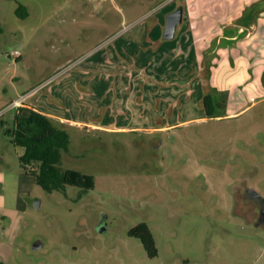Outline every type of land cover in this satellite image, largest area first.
<instances>
[{"label":"rangeland","instance_id":"1","mask_svg":"<svg viewBox=\"0 0 264 264\" xmlns=\"http://www.w3.org/2000/svg\"><path fill=\"white\" fill-rule=\"evenodd\" d=\"M125 1L0 0V264H264V226L254 225V202L243 200L247 188L264 199V42L241 37L215 47L211 36L229 26L221 0ZM182 2L184 21L164 41L171 45L160 52L152 41L138 51ZM117 20L120 36H133L128 53L95 45ZM210 77L220 87L211 89L214 118L190 121L204 114L197 101ZM116 81L132 83L130 91L115 95ZM187 81L194 94L156 102L161 87L173 99L168 88ZM18 100L65 119L87 103L98 120L160 112L170 123L190 122L156 135L66 127L70 146L57 167L93 175L95 186L48 193L22 173L24 149L6 135ZM140 223L154 236L155 258L128 235Z\"/></svg>","mask_w":264,"mask_h":264},{"label":"crops","instance_id":"2","mask_svg":"<svg viewBox=\"0 0 264 264\" xmlns=\"http://www.w3.org/2000/svg\"><path fill=\"white\" fill-rule=\"evenodd\" d=\"M126 1L128 2L129 0H126ZM221 1L225 3L224 10L226 12L225 14L226 23L229 26L225 28V30L223 29L218 30L221 32L213 33V35L211 36V40L215 47L222 48V47L229 46L228 44L231 41L236 42L241 37H242L241 40L242 39L249 40L250 38L258 36L260 37V40L264 42V0H221ZM150 3H143V4L145 5V7L146 6L149 7ZM129 7L130 6H126V8H129ZM179 7L183 8V21H184L185 2H182L181 4H179ZM229 8H231L232 11ZM245 9L247 10L245 11ZM203 14L205 13H202L201 15H199V17L201 16L204 17L205 15ZM77 21L78 20L76 19L73 20L74 23H76ZM117 21H113V25H114L113 35L105 34L104 36H101L98 40H96L95 45L97 47L100 46L104 48V47L109 46L110 43L112 44L114 43L113 45L110 46V52L116 51L117 53L119 50L120 51L122 50L128 53L129 49L133 50L134 48V40L132 38L133 36H127V34H123L122 36H120V31H122L124 28H121L119 26L121 24H119V21L118 22ZM124 22L125 20L123 19L121 23L124 24ZM108 23H105L104 26L106 25L112 26L111 23L109 24ZM182 23L177 27V29L182 25ZM88 24H89L88 22L85 23V25H88ZM164 29H165V25L162 28L163 32H159L157 35L149 34L148 36H146L145 44L136 45L138 51H141L143 49L149 50L150 42L153 41V47L158 46L160 52H164L167 49V47H169V45H171L172 43L171 42L169 44H164L165 43L164 41L171 40V39L164 38ZM175 36L176 35H174V37ZM112 37L114 38L113 40H112ZM174 37L172 39H174ZM165 69L166 68L164 66L157 68L159 73H165ZM215 71L216 70H214L213 72ZM184 72L185 73L196 72V69L194 67H189V69L185 70ZM213 81L214 79L210 77L209 82L211 83V85H208L207 83L203 82L201 86L202 87L201 95L199 96V92L197 93V96H199L197 102H200V103L202 102L203 106H204L203 100L206 95L211 96L213 104L215 106V101H214V98L212 97L211 89L214 88V90L215 89L220 90V87H218V85L217 87H215L216 85L213 83ZM187 83L188 81L185 84ZM158 84L166 86V84L162 83L159 80H158ZM73 85H71V87L75 88ZM131 85L132 83H123L119 81L110 82V87L112 90L115 91V95L117 94V92H120L121 89L122 90L124 89V92L125 91L129 92L131 89L130 88ZM164 86L163 88L161 87L162 90L158 93L157 97L155 98L157 103L162 101L164 104H167L171 100H173V102L176 104L178 103V99L183 98V95L185 94V90H186V94L191 95V92L192 94L195 93V91H191L189 93L188 90L193 89V88H191L188 84L184 86L183 85L176 86V83H174V89L172 87L168 88V90H171L173 92V96H175L172 99L169 96V92L166 91L167 89ZM130 95H131V92L129 93V96ZM176 97H178V99H176ZM27 106L37 110L36 108L30 105H27ZM91 109L93 111L92 114L90 113ZM77 110L80 112V117L74 118V119L73 118H67V119L62 118L58 115V113H55V111H47L46 113H43L42 111H39V112L51 118L55 126L63 131L67 130L66 127L68 128L73 127V128H76L79 131V133H85V134L96 133V134H102V135H140L144 133L148 135H156V134L164 133L172 128H175L177 125L185 123V122L196 121V120L204 121L205 118H207L208 120H211L214 118V115L212 118L208 117L205 111V108L203 112L204 114L200 115L199 117L192 118L190 119V121H185V122H181L178 124L170 123L172 117L170 116L169 118H167V116H165L164 114L162 115L160 112H157L158 113L157 117L153 115V117H151L150 119L145 118L146 116H143V117H139V119L137 120L127 119L126 121H123L120 119H114L112 115H110L109 117H103V118L101 117V119L98 120L97 115H96V109L93 108L92 104L78 103ZM126 111L128 112L127 106L125 109L122 108V114L125 115Z\"/></svg>","mask_w":264,"mask_h":264},{"label":"trees","instance_id":"3","mask_svg":"<svg viewBox=\"0 0 264 264\" xmlns=\"http://www.w3.org/2000/svg\"><path fill=\"white\" fill-rule=\"evenodd\" d=\"M16 14L22 19L29 16L27 8L21 4L18 5ZM0 34H2L1 27ZM203 101L208 117L212 118L215 106L211 96L206 95ZM6 135L11 137L15 147L24 149L20 156L22 173L33 177L45 192L64 191L67 186L84 191L94 188L93 175L57 167L61 161V152L69 150L70 137L65 131L57 128L47 115L22 105L15 112L13 126L6 129ZM128 235L141 241L149 258L158 256L154 236L146 223H140L132 228Z\"/></svg>","mask_w":264,"mask_h":264},{"label":"water","instance_id":"4","mask_svg":"<svg viewBox=\"0 0 264 264\" xmlns=\"http://www.w3.org/2000/svg\"><path fill=\"white\" fill-rule=\"evenodd\" d=\"M183 21V8L179 7L170 14H168L166 18V24L164 29V38L166 39H172L175 35L177 27L182 23ZM256 194V196H260L256 191L251 190ZM263 203H264V199ZM36 208L39 207V204L35 205ZM264 213V210H263Z\"/></svg>","mask_w":264,"mask_h":264},{"label":"flooded vegetation","instance_id":"5","mask_svg":"<svg viewBox=\"0 0 264 264\" xmlns=\"http://www.w3.org/2000/svg\"><path fill=\"white\" fill-rule=\"evenodd\" d=\"M252 189L247 188L243 194V200H248L254 202L257 206V217L254 220V225L256 227L264 226V203L260 196H256L254 192L251 191Z\"/></svg>","mask_w":264,"mask_h":264},{"label":"built area","instance_id":"6","mask_svg":"<svg viewBox=\"0 0 264 264\" xmlns=\"http://www.w3.org/2000/svg\"><path fill=\"white\" fill-rule=\"evenodd\" d=\"M92 1H95V0H92ZM12 56L13 57H19L20 55L18 52H14V53H12ZM22 105H23V100L14 101L12 103V106H14V107L16 106L17 108H20Z\"/></svg>","mask_w":264,"mask_h":264}]
</instances>
